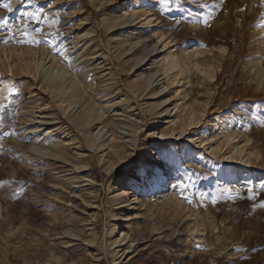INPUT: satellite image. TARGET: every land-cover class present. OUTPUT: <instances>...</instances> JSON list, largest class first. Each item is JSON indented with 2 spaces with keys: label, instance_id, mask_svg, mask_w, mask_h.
<instances>
[{
  "label": "rangeland",
  "instance_id": "obj_1",
  "mask_svg": "<svg viewBox=\"0 0 264 264\" xmlns=\"http://www.w3.org/2000/svg\"><path fill=\"white\" fill-rule=\"evenodd\" d=\"M6 2L13 10L0 7V18L10 23L26 11L43 12L39 23L30 24V31L42 29L38 46L5 44L7 30H0V89L18 90L14 112L0 130V264H48L54 257L63 264H264V3L181 0L180 7L161 9L158 0H0ZM106 12L117 21L129 19L128 25L107 29L113 17L105 23ZM208 13L214 17L210 27L195 21ZM44 37L55 42L56 51ZM83 38L90 41L81 48ZM144 46L157 54L147 66L156 73L157 99L164 100L158 108L146 90L131 91L133 70L122 67L127 56L145 55ZM99 48L112 54L122 84V91L104 98L128 90L124 94L137 108L107 113L101 127L105 145L97 150L85 145L81 131L69 129L83 98L65 99L75 74L103 65L97 53L89 54ZM62 52L65 64L53 63ZM168 52L180 67L170 81L161 71ZM91 57L97 60L87 61ZM58 68L65 78L47 86L46 72ZM216 113L227 114L233 129L229 136L219 134L220 146L210 152L205 125ZM47 118H55L54 126ZM56 127L68 135L47 133ZM46 146L64 149L86 167L74 173L44 155ZM229 149L236 150L235 158H228ZM167 166L189 185L183 195L191 204L181 190L169 194L171 183L157 193L160 179L145 186L137 178L138 168H154L161 178ZM231 168L241 170L234 179L225 176ZM113 212L128 214L130 247L126 240L109 245Z\"/></svg>",
  "mask_w": 264,
  "mask_h": 264
},
{
  "label": "bare ground",
  "instance_id": "obj_2",
  "mask_svg": "<svg viewBox=\"0 0 264 264\" xmlns=\"http://www.w3.org/2000/svg\"><path fill=\"white\" fill-rule=\"evenodd\" d=\"M106 13H107L106 14L107 16L105 17V23L114 14V13L112 14V12H106ZM112 17L113 18L107 24V29H111L112 31L118 27L125 28L129 23V19H121L117 21L116 17L115 18L114 16ZM105 23L103 24V26L106 25ZM79 41L80 42L82 41V44L80 45V47L82 48V47H86L90 40L88 38L87 39L83 38ZM142 50L146 51L145 55L137 57L136 55L134 56V54H131L127 56V59L122 64V67L125 71L133 70V73H134L133 77L130 79L129 87L131 88V91L132 89H134V91L135 90L137 91L139 89L146 90L145 94L150 99H157V97L160 98L159 96L160 90L158 91V89L155 87L156 84L154 85V82L156 81V76H155L156 73L155 71H153L152 67L147 66L148 61L151 58L156 57L157 54L155 53L154 48L148 51L147 47L144 46L142 47ZM94 53L95 54L97 53L96 57H100V58L102 57V61H104L103 65L99 67H94L93 69H90V68L86 70L84 69L82 70V72L75 74L72 77V82L69 85L71 89L70 95L69 94L67 95L68 98L65 99V101L76 103L79 101L77 97L83 98V101L80 103L79 108L74 110L70 118L68 119L69 129H72L74 131H81L83 138L85 140V145L88 146L89 148L95 147L97 150H100L105 145L104 140L102 139L103 135H101V127H103L104 124H106V122L109 120L107 118V113L113 110H121L123 112H132L137 107L133 108L134 105L131 106L132 102H130L133 100V98L131 97L129 98L128 96H126V94H124L128 90L125 92L123 91L124 93L122 95L126 96L125 98L122 97V95L117 96L115 99L104 98L105 95L113 93V90H121L122 84L118 78L119 73L117 72L114 66V63H111V61H109L112 54L102 51L101 48L94 50L92 53H89V54H94ZM123 53H124V49H122L121 52L115 57L118 58ZM65 54H66L65 52L60 53L57 59L53 58L52 62L58 65L65 64V56H66ZM78 55L80 56L78 57ZM76 56H77V59H79L83 56V54L82 52H79L77 55H75V57ZM146 57H148L147 60H145ZM91 59H94V61L97 60V58L91 57V58H88L87 61ZM101 62L96 63V65L98 66V64H100ZM161 64H162L161 71L166 76L168 81H170L175 76L176 72L180 69V67H178L179 63L174 57V54L172 52L166 53L163 63ZM35 66L34 68H36ZM104 66H107V67L103 68ZM51 68H53V66ZM100 68H103V69H100ZM62 70L58 68L57 70L51 69L48 72H46L45 74L46 83L45 84L47 86L53 87L55 86L58 80L65 78V75ZM159 70H160V67H159ZM101 72L103 73L101 74ZM97 79H99V81H97ZM4 91H7V90H4ZM178 94H179V91L175 93V95H178ZM127 97L128 99H126ZM163 102L164 100L163 101H158V99L154 100L152 103V107L158 108ZM235 111L236 110L233 109L231 110V113L235 115L236 114ZM160 114L161 113L158 112V115ZM201 115L202 114L200 113L197 116L199 120L201 118ZM228 117L229 116L225 113H216L210 118L208 122H206L205 128L207 130V134L205 135V141L207 143V148L210 149V152H216V150L220 146L219 145L220 143L218 140L221 137V135L219 134H222L223 136H229L230 134H232L233 128H232V125L228 124L227 122ZM54 119L47 118V123L50 126H54L51 123ZM127 120H128V116H127ZM123 126H124L123 129H127L128 122L125 121ZM51 132H55V134L63 135L65 134L66 131L62 130L60 127H56V128H53L47 131V133L49 134H51ZM130 134H131L130 135L131 137L129 138L133 139L132 138L133 137L132 135L134 134L133 131H130ZM74 138L75 137H71V140ZM50 147L46 146L44 151H42L43 154L46 155L49 159L54 160L55 162L63 163L65 166H68L74 171V173L82 171L86 167L84 163L81 164V163H77L71 160L68 157L64 149L58 148V147H51V148ZM228 153H229L228 154L229 159H233L237 156V152L235 149H229ZM240 171H241L240 169L231 168L225 176L227 178H233L235 176H239ZM165 172H167V174L161 177L158 182L159 184H157V188H156L157 193H160L161 191L164 190V186L166 185L167 182L171 183L169 194L171 193L173 195L179 192L181 189L179 187L174 188L173 185H182L181 174L178 173V171L174 167H171V166H167ZM112 216L114 220L112 222L110 230L107 233L109 245L110 244L121 245L120 243L126 240V242L123 245L127 244V246L125 247H130L134 240L132 241L133 238L130 239V235H128V233L125 231L126 225L129 224L128 214L113 212ZM87 241L91 243L93 240L88 239ZM63 243L66 244L67 242L63 241ZM62 250H65V249L62 248ZM48 264H63V263L59 257H54L52 260L51 258L50 260H48Z\"/></svg>",
  "mask_w": 264,
  "mask_h": 264
},
{
  "label": "snow or ice",
  "instance_id": "obj_3",
  "mask_svg": "<svg viewBox=\"0 0 264 264\" xmlns=\"http://www.w3.org/2000/svg\"><path fill=\"white\" fill-rule=\"evenodd\" d=\"M35 0H26V3L33 4ZM262 3H264V0H261ZM159 6L161 9H167L170 5L173 3L177 6H181V0H158ZM219 3L222 5L224 3V0H219ZM0 7H3L7 9L8 12H12L13 8L10 2H6L3 4H0ZM201 9L208 7V5H200ZM43 12L42 8H38L36 11H26L22 13V19L17 21L16 23H10L7 17L0 18V30H7V36L2 41L3 43H8L11 40H16L19 44H28L31 46H38L41 43V39L37 38V34H40L42 32V29L40 27H36L34 29H31L30 31V24H37L41 21V14ZM189 15L191 16L192 13L189 12ZM214 17L211 13H208L207 15H202L199 18L194 17L195 21L197 23L203 24L205 27H210V20H212ZM44 19L47 20V16H44ZM179 23V21H176ZM53 23H59V18L53 21ZM17 36L19 39H17ZM44 43L53 51H56L55 42L53 40L48 39L47 37H44ZM66 55V54H65ZM9 83H11L9 81ZM3 89H0V130L4 129L6 127V116H11L14 112V109L12 105L16 104L18 101L14 100L12 98L13 94H15L18 90L15 87H9L7 89L8 95L3 94ZM4 101H7L5 103ZM5 136L8 135L7 132L3 133ZM27 139V138H25ZM3 148V145H0V149ZM162 160L164 161V164H168L169 157L163 156ZM138 176L137 178L142 180L147 186L148 184L159 180L160 174L154 169V168H145L141 167L137 169ZM167 172H165V175ZM189 175H196L195 173H190ZM174 188L179 187L181 189V195L182 198L189 204H191L193 201L190 197L183 195V192L187 190L189 185H173ZM261 187H264V182H262ZM225 192L229 191V189H224ZM250 195L249 199H253L252 189H248ZM212 204L217 203V197L213 196L211 200ZM260 207L264 208V202L260 204ZM199 247V245H197ZM230 264H234V262H230Z\"/></svg>",
  "mask_w": 264,
  "mask_h": 264
}]
</instances>
